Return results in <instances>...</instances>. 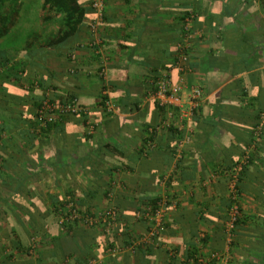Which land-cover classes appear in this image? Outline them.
<instances>
[{
  "label": "crops",
  "instance_id": "0c3cea01",
  "mask_svg": "<svg viewBox=\"0 0 264 264\" xmlns=\"http://www.w3.org/2000/svg\"><path fill=\"white\" fill-rule=\"evenodd\" d=\"M76 3L71 30L66 12L44 0L0 1V249L11 248L12 238L28 247L38 237L37 253L17 252V264H193L197 249L224 256L208 264H264V143L237 183L241 212L231 242L225 229L227 168L264 108V0H105L101 20L92 0ZM186 11L198 36L182 98L187 107L191 88L200 87L201 110L186 121L193 138L181 157L175 149L184 133L172 130L157 132L146 153L148 128L162 117L151 74L172 68ZM105 85L112 114L95 112ZM46 89L52 97L76 95L100 128L87 135L73 114L33 137L28 121ZM249 98L251 109L242 106ZM68 197L83 211L116 205L137 235L148 226L134 215L148 200L177 204L158 247L109 255L108 235L58 222L56 205Z\"/></svg>",
  "mask_w": 264,
  "mask_h": 264
},
{
  "label": "built area",
  "instance_id": "2783aa9c",
  "mask_svg": "<svg viewBox=\"0 0 264 264\" xmlns=\"http://www.w3.org/2000/svg\"><path fill=\"white\" fill-rule=\"evenodd\" d=\"M92 6L98 20L104 16L103 8L105 0H92ZM194 13H191L184 20V37L183 41L178 44V58L172 64L171 69H176L181 75L177 80L172 78L170 73L171 69H160L156 79H151L153 84V97L157 103L164 108L160 120L148 128L146 141V153H149L155 146L154 135L159 131L175 130L177 134L184 133L177 140L176 156L181 157V150L185 145H189L193 138V128L187 126L186 121L193 118L195 111L199 107V100L202 95V89L194 86L190 90L189 105L184 107L182 94L186 89V84L183 74L187 72V61L191 47L193 46L194 38L198 36V32L194 29L193 25ZM98 22L91 23L92 32H96ZM92 46V44H91ZM189 52V53H188ZM73 55V54H72ZM100 76H105V68L100 70ZM102 103L99 105V110L103 113L112 114L116 110V103L111 98L107 85L102 90L100 98ZM91 107L81 104L77 97H66L62 99H55L51 96L50 92L44 96L37 109L36 120L39 127L45 128L48 123L59 120L64 115L79 114L84 117V126L87 135L93 136L100 128L101 119L94 117L91 112ZM93 111V110H92ZM106 111V112H105ZM264 123L261 121L256 129V136L259 139L260 129ZM252 147L245 148L244 155L240 158L230 170V194L229 198L231 204L227 209L228 220L226 222V232L229 242L232 240L233 231L236 221L240 212L238 203L239 191L237 188L238 177L242 168L248 163L249 153ZM112 196V192L108 193ZM158 198V197H157ZM169 200L166 197L159 199L152 198L146 204L140 207L135 215V221H145L147 224L146 234L137 235L132 228L129 220L125 219L116 205L112 204L104 208L93 211H83L72 197L66 199L63 209H59L58 220L62 224H81L90 228H96L103 234L108 235L109 241L106 245V252L109 255L115 253L130 252L135 253L141 246H159L160 238L165 231L166 215L169 208H173L177 204V200L172 198ZM172 201V202H171ZM119 236H127L123 243H119L116 239ZM116 237V239H114ZM38 237L33 238V244L28 253L31 255L36 254ZM224 256L219 252H209L208 254H199L197 257L192 258L193 264H208L211 259H220Z\"/></svg>",
  "mask_w": 264,
  "mask_h": 264
},
{
  "label": "trees",
  "instance_id": "16d2710c",
  "mask_svg": "<svg viewBox=\"0 0 264 264\" xmlns=\"http://www.w3.org/2000/svg\"><path fill=\"white\" fill-rule=\"evenodd\" d=\"M1 2L2 1H5V0H0ZM45 4L47 3H50V4H53L54 6H56L57 10L58 11H64L66 12L67 14V25L70 26L71 30H74L75 27H76V23L79 22V19H78V16H75V13L77 12V3H76V0H44ZM191 13H193V11H186L184 13H181L180 16H179V23H180V38H179V41L178 42H181L183 41V37H184V20L187 16H189ZM197 39V37L194 38V41ZM194 43V42H193ZM192 48V47H191ZM191 52V50H190ZM189 53V52H188ZM178 54H179V51L177 50V53L176 55L173 56V60H172V64L175 63V61L177 60L178 58ZM191 54H189V59L187 61V67H191ZM159 70L156 69L151 75V78L152 79H156V76L158 74ZM16 79H18V77H16ZM151 86H152V89H153V84L151 83ZM151 89V90H152ZM46 91V92H45ZM44 91V95L42 96L41 100L44 98V96L47 94V91L48 89H46ZM102 96V95H101ZM100 96V98H101ZM66 97H77L76 95L74 94H67V95H61V96H56V97H53L55 99H62V98H66ZM41 100L39 101L36 109H35V112L33 114V117H31L30 121H28V127L29 129L32 131L33 133V137H35V135H43V134H46L48 132V130H50L51 128L53 127H56L58 124H61L65 121V119L70 116V115H73V114H67V115H64L63 117H61L59 120L55 121V122H51V123H48L47 126L45 128L43 127H39V124H38V121L36 120V114H37V109L38 107L40 106V102ZM249 103L245 104V103H242V106L243 107H246V108H249L251 109L253 107V100L252 98H249ZM102 103V101H98L97 105L95 106V112L97 110H99V105ZM159 105V104H158ZM160 109H161V112L163 113L164 112V108H162L160 105H159ZM220 105H218V112L221 113V110L222 108H220ZM201 110V107H198L197 110L195 111V114H198L199 113V110ZM103 111V110H102ZM91 112L93 113L94 111L91 110ZM106 112V111H105ZM107 114V113H106ZM194 114V115H195ZM80 118L82 120V122H84V117L80 115ZM264 119V108H257L255 110V120H254V123H253V126L251 128V139L249 138L248 139V142L246 143L247 147H252V149L250 150V153H249V160H248V163L242 168V170L240 171V174H239V177L238 179L240 180L242 174L245 172V170L247 169V167L249 166V164H251L255 159V154L257 155V150L260 149V147L263 145L264 143V123L260 129V134H259V139L257 138V136L255 135L256 134V129H257V126H259V124L261 123V121ZM2 129L0 130H3L6 128L5 125H0ZM29 130V131H30ZM176 133L175 130H172ZM249 145V146H248ZM245 146V147H246ZM254 148H255V151H254ZM245 150V148H244ZM243 148H241L239 150V157L237 158V160L233 163L232 166H230L228 169V171L237 163L239 162L240 158L244 155V151ZM230 176V175H229ZM238 180V181H239ZM237 188H238V191H239V197H238V203H239V206H240V212H241V203H240V195H241V190L239 188V185L237 184ZM160 197L156 198V199H159ZM73 199V198H72ZM4 202H6L4 200ZM67 202L66 200L63 201V202H59L57 205H56V210H57V213L59 212V209H63V206H64V203ZM5 204V203H4ZM76 204H78L76 202ZM231 204V200L229 198L228 202H227V209L229 208ZM240 212H239V215H238V219H239V216H240ZM238 219L236 221V223L238 222ZM59 222V220H58ZM166 224V222H165ZM76 224H62L61 226L63 228H71L72 226H74ZM17 237V236H16ZM12 243H11V248H2L0 249V259L1 258V255H4L5 257L3 258L4 260H0V264H17L16 262V256H17V252H21V253H25V254H28V255H31L28 253L29 249L31 248V243L28 247H24L22 244V241L20 239L17 240L16 238H12L11 239ZM33 242V240H32ZM53 242H56L55 240H53ZM55 244V243H54ZM56 245V244H55ZM152 246H148V247H145V249H150ZM144 249V251H145ZM25 251V252H24ZM38 250H36V253H37ZM197 254H200V250L197 249L195 252H194V255L192 256V258H195L197 257ZM41 264V263H39ZM45 264V263H43Z\"/></svg>",
  "mask_w": 264,
  "mask_h": 264
},
{
  "label": "rangeland",
  "instance_id": "374dc122",
  "mask_svg": "<svg viewBox=\"0 0 264 264\" xmlns=\"http://www.w3.org/2000/svg\"><path fill=\"white\" fill-rule=\"evenodd\" d=\"M16 36H18V37H16ZM16 36L14 35V38H16V40L18 38H21V36H22L18 30H16Z\"/></svg>",
  "mask_w": 264,
  "mask_h": 264
}]
</instances>
